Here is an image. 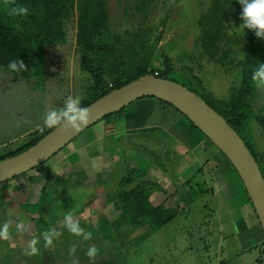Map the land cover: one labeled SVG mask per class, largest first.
Here are the masks:
<instances>
[{
  "label": "rangeland",
  "instance_id": "obj_1",
  "mask_svg": "<svg viewBox=\"0 0 264 264\" xmlns=\"http://www.w3.org/2000/svg\"><path fill=\"white\" fill-rule=\"evenodd\" d=\"M132 2L133 0H107V23L110 32L128 31L133 34L139 31L141 38L139 41L144 39L151 52L152 61L148 63L150 68L160 69L168 79L191 89L198 85L193 84L194 81L200 79L202 85L214 96L218 98L228 96L231 87L239 80L240 71L237 68L227 70L222 62L210 61L204 53L202 43L197 42L201 31L198 24L199 15L204 3L207 4L209 0H166L164 4L154 3V6L148 3L140 12L127 9ZM128 11L130 14L127 13ZM242 11L243 5L238 0L230 2L226 8L227 33L240 38L244 36V30L240 29L244 23L241 18ZM74 32L75 30L67 31L66 42H61L62 45L56 51L60 54L62 52L67 54L69 70L62 68L63 70L47 77L44 81L35 79V76L28 81L0 69V155L2 152L8 153L25 148L32 143V139L50 129L43 126L46 113L53 109H61L69 96L81 97V106L88 98L91 78L88 73L80 69L77 56L73 54L71 47L74 43ZM158 35L161 37L157 41ZM166 58L173 67L168 72L163 71ZM58 59L60 58L57 57L56 60ZM64 66L62 63V67ZM54 69V67L49 68L50 71ZM189 71L196 77L192 76ZM143 99H152L162 104L152 97ZM258 106L264 107V90L258 99ZM166 107H170L168 108L170 111L177 113L171 106L166 105ZM177 117L176 120H184L179 113ZM106 122H110L111 127L104 128ZM38 128L39 132L32 135L33 131ZM126 128L125 116L119 121H115L113 116L110 119H102L85 129L78 138L74 139V142L71 141L41 165L39 169L42 176L35 178V187L32 180L34 177H17L0 184V199L3 197L6 203L5 211L0 212V228L8 224L10 234L8 240L0 238V245L2 244L0 256H4L5 253L9 257V260L0 258V264L5 260V264H38L36 255L27 256L24 250L33 237H38L39 240L41 238L38 233L43 225L37 218L38 210L43 206L45 211L42 216L46 223L50 224L52 229L57 226L61 234L64 230L63 238L66 239L63 240V244L62 240L54 241L60 248L58 253L57 249L54 251L57 243H53V246L48 248L49 252L53 251L54 254L48 260L52 264H73V261L77 264H216L217 255L214 247L218 241L223 247V252L225 251L226 258H230L229 249L231 254L235 253L237 247L235 240L229 236L227 242L222 243L216 234L218 233L217 224L222 231L221 235L228 236L231 229L227 217L228 212L219 209L217 217L211 212L216 208L214 197H212L213 192L209 193L210 195L204 193L207 185H211L208 183L209 178L207 181L198 175L192 177V182L196 184V193H184L181 189H186L184 183L187 177H180L181 173L177 176L179 163L181 164L180 156L172 154L170 143L165 140L167 137L159 133L160 130H157L158 134L154 135L151 131L147 133L140 130L127 133ZM103 130L108 131V134L103 136ZM112 130L116 132L115 135L111 133ZM100 134H102L101 137L91 145V148L96 145L100 147L104 143V151L111 152V155L114 153L111 163L106 161L107 159L103 161L101 159L99 163L92 161L94 166L88 167L87 175L83 177L81 170L86 169H81L84 167V158L82 160L79 157L71 159L72 155H69V160L75 161H70L72 166L65 169L61 162H57L56 159L60 153L66 151L69 153L71 143L75 155L78 156L79 152L75 148L79 139L86 140ZM258 137H260L258 144L264 149V136ZM95 164H99L97 166L99 175H96ZM128 168L142 170L148 179L162 186L166 192L164 190L154 192L151 200L157 204L167 197L177 208L179 212L177 217L166 226L156 230L141 244L136 245L132 239L124 248L119 244L116 246L117 241L103 239L102 234L100 237L92 236L87 241L84 240L83 235L76 237L70 234L64 227L66 223L64 215L67 213H72L74 221L79 220L85 232L91 233L93 229L107 223L115 216L114 208L105 201L106 194L116 189L117 182ZM169 168L173 169L174 174L169 175V177L174 176L172 177L173 182L168 181L163 173ZM260 168L264 175V165ZM30 171L26 173H34ZM68 173H70L69 177H67ZM47 176L50 177L47 188L52 193L49 194L51 197L47 195V190L46 194H39ZM39 180L42 183H37ZM56 180L58 183L55 182L56 185L54 183L53 186ZM63 186L66 191H63ZM199 189L202 193L197 191ZM39 195L43 198L38 203ZM55 196L56 198H53ZM66 198L72 199V202L66 200L62 206V200ZM190 198L192 202L187 204ZM54 199L56 200L53 201ZM34 201L38 204H34ZM54 219H56L55 223H52ZM20 224L27 231H18L17 225ZM139 233L140 230H136L132 236ZM73 244L77 245V252L69 255L70 246ZM89 246H96L99 249L94 262L85 255ZM48 254L44 255L46 259L49 257ZM226 263L237 264L236 259L226 261Z\"/></svg>",
  "mask_w": 264,
  "mask_h": 264
},
{
  "label": "trees",
  "instance_id": "obj_2",
  "mask_svg": "<svg viewBox=\"0 0 264 264\" xmlns=\"http://www.w3.org/2000/svg\"><path fill=\"white\" fill-rule=\"evenodd\" d=\"M156 2L164 4L166 0H133L127 9L140 12L148 3L154 6ZM230 2L234 0H209L207 4L204 3L198 19L201 31L197 42L202 43L204 53L210 61L222 62L227 70L237 68L240 71L237 84L231 87L225 98L214 96L202 85L200 79L194 81L193 84H198L194 89L186 87L201 96L226 119L241 136L261 167L264 165V149L258 144L260 138L258 136H264V107H257V102L263 90L254 86L251 77L259 65L264 63V37H256L255 31L247 28L244 29L243 38L227 33L226 8ZM16 4L26 6L29 14L24 17H9L0 0V69L16 77L31 81L35 76V79L44 81L47 77L57 74L62 68L69 70L67 54L56 51L62 45L61 42H66L67 31L75 30L71 48L74 56H77L80 69L88 73L91 78L89 96L82 107L142 75H155L157 72L155 76L167 78L160 69L149 67L148 63L152 61L151 52L144 39L139 41L141 39L139 31L133 34L128 31L124 33L109 31L107 0H16ZM160 37L161 35H158L156 40L158 41ZM57 57L61 60H56ZM16 58L25 62L27 71L21 73L9 71V62ZM53 67L54 71H50L49 68ZM172 69L166 58L163 71L168 72ZM189 73L196 77L191 71ZM123 111L124 109H121L103 119L120 117ZM191 126L197 129L192 123ZM51 129L43 131L44 133L32 139V143L23 149L2 152L0 160L27 149ZM39 130V128L35 129L32 135H36ZM41 165L35 170L41 171L39 169ZM46 179L40 190L41 195L45 193L50 177L47 176ZM184 187L186 189H181L184 193H196V184L192 182V178L184 183ZM62 188L66 191L65 186ZM163 190L161 186L148 179L142 170L128 168L117 182L116 189L106 194L105 201L112 205L115 216L107 223L93 229L92 236L100 237L102 234L103 239L117 241L116 246L119 244L122 248L127 247L132 239L136 245L141 244L156 230L173 221L179 213L167 197L157 204L153 203L152 194ZM197 191L200 192V189ZM206 192L207 189L204 193ZM66 200L72 199H63L62 206ZM189 200L187 204L192 202L191 198ZM5 206V200L1 197L0 212L5 211ZM44 209L43 206L38 211L37 219L40 220L43 228L38 233L41 238L37 245L40 251L36 255V263L52 264L48 260L52 255L54 256L53 251L49 252L48 248L43 246L44 238L41 235L45 230H52L42 216ZM56 219L52 223H55ZM136 230H140V233L132 236ZM63 231L60 238L54 241L62 240L63 244V240H66L63 238ZM58 247L57 243L54 249V251L57 249V253L60 249ZM45 254H48V259L45 258ZM0 258L9 260L5 253ZM5 261L1 264H5Z\"/></svg>",
  "mask_w": 264,
  "mask_h": 264
},
{
  "label": "crops",
  "instance_id": "obj_3",
  "mask_svg": "<svg viewBox=\"0 0 264 264\" xmlns=\"http://www.w3.org/2000/svg\"><path fill=\"white\" fill-rule=\"evenodd\" d=\"M163 104L168 105L167 103L163 102L162 104H159L157 101L152 99H138L134 101V104L131 103L128 105L124 109L125 111H123V114L120 117L115 118V121H119L121 117L125 116V120L127 122L126 129H128L126 131L127 133H132L134 130H140L147 133L151 131L152 134L156 135L158 134L157 130H160L161 132L159 133L167 137L165 140L170 143V150L172 151V154L174 156L175 154H179L180 156L181 164L179 163V172L177 169L176 171L177 176L181 173L180 177H187L185 182L196 175L201 176L204 178V180L207 179V181L209 178L208 183H211V185H207V192L205 194L207 195L213 192L212 197H214V203L216 207L215 209H212L211 212H213V216L216 215V217L219 213V209H224L226 212H228L227 217L229 218L231 229V231L228 233V236L224 234L221 235L222 231L220 230V226L217 224L219 234L217 232L216 234L218 235L219 239H221L220 241L222 243L224 241L227 242V239L230 236L235 240L237 245L235 253L231 254L229 249L228 254L230 258H226L225 251L223 252V247L220 246L218 241L214 247L215 253L217 255L216 264H227L226 261H232V259H236L237 264H264L263 233L258 218L250 203V199L237 172L226 159V157L211 143V141L198 129H195L191 126V123L186 119V117H184L174 108L175 111L179 113V115L181 114L184 117V120H176L178 118L177 113L170 111V109H168L170 107H166V105ZM106 126L111 127V123H104V128ZM111 133H114V135L116 134L114 130H112ZM102 134L105 136L108 134V131L103 130ZM102 134L93 138L89 137L86 140L79 139L80 141L76 143L75 148L79 152L78 156L75 155V152L73 151L74 147L71 143L69 146V153H67L68 151L60 153V155H58L59 157L56 159L57 162H61L65 169L72 166L70 161H75L69 160V155H72L71 159L79 157L80 160H82V158H84V167H81V169H86L81 170V175L83 177L87 175V169H89L88 167L91 168V165L94 164H92V161H98L97 163H99L101 159L102 161L107 159L106 161H110L109 163H111L114 153L111 155V152L104 151V143H102L100 147L96 145L92 146L91 148V145L97 142V139H99ZM104 155H106V157H104ZM98 165L99 164H95L96 175H99L97 174L99 171L97 168ZM102 166L103 165L101 164V167ZM33 171L34 173L32 174H28V172L17 177H34L32 180L34 181L33 186L35 187V178L41 177L42 173L41 171H37L35 169L31 170L30 172ZM199 171L201 172L199 173ZM163 173L167 180L171 182L173 179L172 177L174 176L169 177V175L173 173V169L169 168L168 171L164 170ZM69 175L70 173L67 174V177H69ZM49 182L50 180L48 183ZM55 182L58 183L57 180L54 181L52 184L53 186ZM37 183L42 182L39 180ZM46 190L48 196L49 194H52L49 192L50 190H48V188ZM39 194L41 195V191H39ZM44 194H46V191ZM40 195L37 201L38 203L43 198V196L40 197ZM38 203H35L34 201V204L37 205ZM56 227L54 229H56Z\"/></svg>",
  "mask_w": 264,
  "mask_h": 264
},
{
  "label": "water",
  "instance_id": "obj_4",
  "mask_svg": "<svg viewBox=\"0 0 264 264\" xmlns=\"http://www.w3.org/2000/svg\"><path fill=\"white\" fill-rule=\"evenodd\" d=\"M144 97L173 106L226 157L247 192L264 237V176L241 136L201 96L181 83L154 74L142 75L86 105L90 123L79 132L62 134L60 129L52 128L27 149L0 160V184L40 166L89 126Z\"/></svg>",
  "mask_w": 264,
  "mask_h": 264
},
{
  "label": "clouds",
  "instance_id": "obj_5",
  "mask_svg": "<svg viewBox=\"0 0 264 264\" xmlns=\"http://www.w3.org/2000/svg\"><path fill=\"white\" fill-rule=\"evenodd\" d=\"M243 5V11L241 18L244 23L240 26L241 30L245 28L254 30L255 35L258 38L264 37V0H238ZM2 5L6 10V14L9 17H24L29 14V9L26 6L16 4V0H2ZM10 72L21 73L27 71L26 64L23 60L15 59L8 64ZM252 82L257 89L264 90V63H261L257 70L252 73ZM91 113L89 107L81 106V97L69 96L64 106L59 109H53L46 113L44 117V127L60 129L62 134L70 132L77 133L82 128L86 127L90 123ZM67 125V127H65ZM71 129V131H69ZM65 224L64 227L73 236L79 237L83 235L84 240H90L92 233L80 226L79 220L74 221L72 213L64 215ZM8 224H5L3 228H0V238L5 240L10 239L8 231ZM18 231H27L22 225H17ZM44 240V247L50 248L53 246L54 240H57L61 236V232L55 229L45 230L42 234ZM39 238L33 237L29 242L28 247L24 250V254L27 256H35L39 253L40 249L37 247L39 244ZM77 252V245L70 246L69 255H74ZM99 254V249L96 246H89L85 255L90 261L95 260V257ZM73 264H77L73 261Z\"/></svg>",
  "mask_w": 264,
  "mask_h": 264
},
{
  "label": "built area",
  "instance_id": "obj_6",
  "mask_svg": "<svg viewBox=\"0 0 264 264\" xmlns=\"http://www.w3.org/2000/svg\"><path fill=\"white\" fill-rule=\"evenodd\" d=\"M157 74V72H155V75Z\"/></svg>",
  "mask_w": 264,
  "mask_h": 264
}]
</instances>
